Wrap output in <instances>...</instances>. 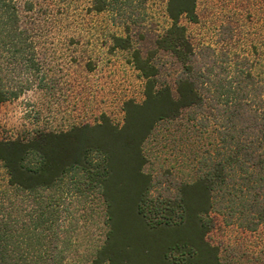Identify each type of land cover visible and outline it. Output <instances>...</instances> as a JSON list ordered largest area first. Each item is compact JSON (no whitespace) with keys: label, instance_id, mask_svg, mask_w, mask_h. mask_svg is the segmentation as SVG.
I'll use <instances>...</instances> for the list:
<instances>
[{"label":"trees","instance_id":"16d2710c","mask_svg":"<svg viewBox=\"0 0 264 264\" xmlns=\"http://www.w3.org/2000/svg\"><path fill=\"white\" fill-rule=\"evenodd\" d=\"M195 1L167 0L169 24L154 42L181 65L174 92L136 48L143 99L123 102L121 124L101 113L66 130L0 138L7 175L0 188V264H64L96 202L102 239L78 264H227L207 239L214 215L247 230L264 223V97L256 99L243 79L208 82L180 22L196 21ZM32 3L26 0L25 9ZM91 3L122 21L126 34L114 36L113 45L130 48L128 23H141L144 0ZM28 37L16 0H0V103L32 84L26 73L38 66ZM206 105L214 109L210 116L203 115ZM185 112L202 126L217 123L215 149L194 156L190 180L168 169L146 171V138L158 122Z\"/></svg>","mask_w":264,"mask_h":264},{"label":"rangeland","instance_id":"374dc122","mask_svg":"<svg viewBox=\"0 0 264 264\" xmlns=\"http://www.w3.org/2000/svg\"><path fill=\"white\" fill-rule=\"evenodd\" d=\"M31 1L29 10L26 0L16 3L38 67L26 73L32 82L27 90L0 103V138L66 130L93 123L101 113L121 124L123 102L143 99L144 79L132 61L136 48L143 57H151L159 78L175 91L181 65L154 43L169 24L167 0H144L141 23H128L131 47L127 49L113 45L114 36L126 34L122 21L111 10H93L92 0ZM195 12L196 21L182 17L180 22L208 82L243 79L256 99L264 97V0H196ZM211 113L214 109L204 106L203 115ZM217 128L213 119L202 126L189 120L186 112L158 122L143 143L144 169L153 175L168 169L178 178L192 179L194 156L215 149ZM6 179L0 163V188ZM93 207L91 217L80 223L74 250L64 264L84 261L101 242V209L97 202ZM214 218L207 239L218 247L223 262L264 264V223L247 230L225 223L218 214Z\"/></svg>","mask_w":264,"mask_h":264}]
</instances>
